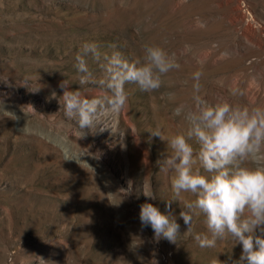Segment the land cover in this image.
Instances as JSON below:
<instances>
[{"label": "rangeland", "instance_id": "rangeland-1", "mask_svg": "<svg viewBox=\"0 0 264 264\" xmlns=\"http://www.w3.org/2000/svg\"><path fill=\"white\" fill-rule=\"evenodd\" d=\"M91 42L102 54L119 51L126 58L141 55L145 44L177 53L188 44L191 51L159 91L125 85L124 108L114 118L100 116L113 135L96 127L80 138L77 122L60 108V84L66 80L82 98L110 95L79 86L75 56ZM87 63L101 75L90 56ZM196 72L203 73L198 82ZM233 89L244 95L233 96ZM194 95L264 105V0H53L50 7L0 0V264L238 261L241 246L230 239L215 249L198 247L193 234L206 233L203 216L185 233L178 202L171 205L181 233L175 244L156 242L139 220L141 204L168 214L166 200L173 198L170 174L157 166L170 149L149 131L184 132L183 118L172 111L193 106ZM153 191L157 199L147 200Z\"/></svg>", "mask_w": 264, "mask_h": 264}, {"label": "clouds", "instance_id": "clouds-1", "mask_svg": "<svg viewBox=\"0 0 264 264\" xmlns=\"http://www.w3.org/2000/svg\"><path fill=\"white\" fill-rule=\"evenodd\" d=\"M41 2L50 7L53 0ZM190 51L188 44L179 53L145 44L141 55L126 58L119 51L102 54L96 43H84L74 64L79 86H97L110 95L82 98L80 92L70 90L71 86L64 80L60 84L63 89L60 108L68 120L77 122L80 138L86 136V130L96 127H100L99 132L110 130L113 135V126L101 125L100 116L114 118L124 108L129 95L125 85L135 84L141 92L149 94L159 91L163 77L178 71L180 57ZM89 56L99 64L100 76L89 69ZM202 75L196 72L192 79L198 82ZM194 88L198 93L199 84ZM231 94L244 95L240 89H233ZM10 114L11 119H18ZM172 116L183 118L184 132L165 137L159 127L149 131L150 139L159 138L170 149L169 154L157 160L159 170L171 177L173 198L166 200L170 211L164 214L151 202L141 204L142 229L150 226L156 242L164 239L177 243L180 224L172 215L171 205L178 202L179 217L187 227L185 233L192 234L194 218L203 216L206 233L193 234L198 247L215 249L219 242L230 239L233 246L239 244L242 249L234 264H264V105L245 106L226 99L209 102L201 95H194L193 106L179 104ZM189 141H194L198 147L194 149ZM65 160L78 163L68 155ZM185 193L195 199H184ZM145 197L157 199L154 191Z\"/></svg>", "mask_w": 264, "mask_h": 264}]
</instances>
